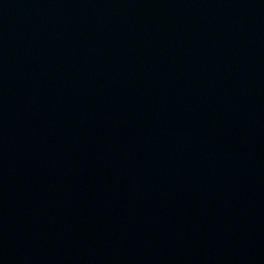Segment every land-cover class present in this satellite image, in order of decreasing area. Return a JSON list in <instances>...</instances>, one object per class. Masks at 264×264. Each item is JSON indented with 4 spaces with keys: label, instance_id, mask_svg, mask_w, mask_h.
<instances>
[{
    "label": "water",
    "instance_id": "water-1",
    "mask_svg": "<svg viewBox=\"0 0 264 264\" xmlns=\"http://www.w3.org/2000/svg\"><path fill=\"white\" fill-rule=\"evenodd\" d=\"M0 264H264V0H0Z\"/></svg>",
    "mask_w": 264,
    "mask_h": 264
}]
</instances>
